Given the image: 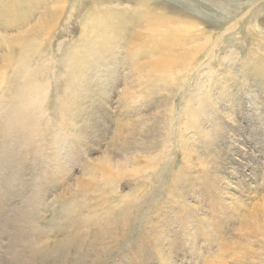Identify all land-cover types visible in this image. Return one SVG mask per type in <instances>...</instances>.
<instances>
[{
	"label": "rangeland",
	"instance_id": "1",
	"mask_svg": "<svg viewBox=\"0 0 264 264\" xmlns=\"http://www.w3.org/2000/svg\"><path fill=\"white\" fill-rule=\"evenodd\" d=\"M232 4L0 0V264H264V0Z\"/></svg>",
	"mask_w": 264,
	"mask_h": 264
},
{
	"label": "bare ground",
	"instance_id": "2",
	"mask_svg": "<svg viewBox=\"0 0 264 264\" xmlns=\"http://www.w3.org/2000/svg\"><path fill=\"white\" fill-rule=\"evenodd\" d=\"M214 3H216L217 5H219L221 8H224L226 10H229L231 7H233L234 5L232 3L235 2V0H213ZM184 14L188 15H193L191 12L189 11H184ZM188 23V22H187ZM193 25L196 24L195 21H193L192 23ZM256 27V26H255ZM189 33V29L188 28H180L178 30V34L175 35V39L179 38L180 36L184 35V34ZM182 34V35H181ZM184 55V54H183ZM183 55L181 54V57H183Z\"/></svg>",
	"mask_w": 264,
	"mask_h": 264
}]
</instances>
